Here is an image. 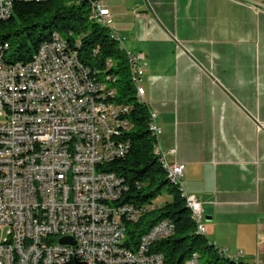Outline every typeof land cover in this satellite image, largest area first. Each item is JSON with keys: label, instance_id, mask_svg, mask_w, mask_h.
Segmentation results:
<instances>
[{"label": "built area", "instance_id": "obj_1", "mask_svg": "<svg viewBox=\"0 0 264 264\" xmlns=\"http://www.w3.org/2000/svg\"><path fill=\"white\" fill-rule=\"evenodd\" d=\"M47 1L0 0V22L17 2ZM90 7L123 52L137 100L144 103L143 55L125 49L105 6L90 1ZM79 47V40L69 44L55 33L31 62L11 64L3 59L8 45H0V264H165L150 247L173 235L167 220L142 236L134 251L124 245L125 224L154 206L121 203L125 180L100 169L128 154L129 107L114 101V76L99 79L98 71L79 62ZM112 65L107 61L105 72ZM149 113L153 152L204 235L201 201L183 186L184 165L167 160L174 149L162 150L161 130ZM64 238L69 243H60ZM184 264H200L199 258L193 254Z\"/></svg>", "mask_w": 264, "mask_h": 264}, {"label": "crops", "instance_id": "obj_2", "mask_svg": "<svg viewBox=\"0 0 264 264\" xmlns=\"http://www.w3.org/2000/svg\"><path fill=\"white\" fill-rule=\"evenodd\" d=\"M90 1L144 57L143 101L201 201L204 238L239 263L264 264V2Z\"/></svg>", "mask_w": 264, "mask_h": 264}, {"label": "trees", "instance_id": "obj_3", "mask_svg": "<svg viewBox=\"0 0 264 264\" xmlns=\"http://www.w3.org/2000/svg\"><path fill=\"white\" fill-rule=\"evenodd\" d=\"M55 33L69 44L79 40V62L93 74L98 71L99 79H103L104 74L114 76V82L109 84V88L115 90L114 101L129 107L126 116L131 125L126 134L130 144L128 154L100 169L125 180L128 190L121 203L154 206V209L149 208L138 221L125 224V247L134 251L142 236L159 221L167 220L174 226L173 235L150 247L152 253L162 255L165 264H184L193 254L198 256L200 264H242L219 253L204 235L196 232L184 200L168 182L153 152L155 140L149 131L150 113L146 105L137 100L126 58L110 38L109 31L92 18L90 0L15 3L10 18L0 22V45H8L4 61L31 62L39 47L50 42ZM107 61L113 65L105 72ZM162 195L169 196L170 200L155 204L153 201Z\"/></svg>", "mask_w": 264, "mask_h": 264}, {"label": "rangeland", "instance_id": "obj_4", "mask_svg": "<svg viewBox=\"0 0 264 264\" xmlns=\"http://www.w3.org/2000/svg\"><path fill=\"white\" fill-rule=\"evenodd\" d=\"M61 36L63 37V35H61ZM165 200L169 201L170 200V197L167 196V195L158 196L153 202L155 204H159V203H161V202H163Z\"/></svg>", "mask_w": 264, "mask_h": 264}, {"label": "water", "instance_id": "obj_5", "mask_svg": "<svg viewBox=\"0 0 264 264\" xmlns=\"http://www.w3.org/2000/svg\"><path fill=\"white\" fill-rule=\"evenodd\" d=\"M251 1H262V2H264V0H251ZM60 243H62V244H67V243H69V241L67 240V239H61L60 240Z\"/></svg>", "mask_w": 264, "mask_h": 264}]
</instances>
